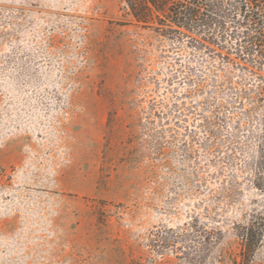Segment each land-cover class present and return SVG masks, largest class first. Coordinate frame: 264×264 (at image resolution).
<instances>
[{
	"label": "rangeland",
	"instance_id": "374dc122",
	"mask_svg": "<svg viewBox=\"0 0 264 264\" xmlns=\"http://www.w3.org/2000/svg\"><path fill=\"white\" fill-rule=\"evenodd\" d=\"M181 30L0 0V264H264V230L245 261L236 235L264 217L260 120L232 108L253 77Z\"/></svg>",
	"mask_w": 264,
	"mask_h": 264
},
{
	"label": "trees",
	"instance_id": "16d2710c",
	"mask_svg": "<svg viewBox=\"0 0 264 264\" xmlns=\"http://www.w3.org/2000/svg\"><path fill=\"white\" fill-rule=\"evenodd\" d=\"M122 1L137 22L148 24L156 20L168 31L193 32L196 36L189 37L198 46L206 47L210 52L215 49L209 45L223 49L225 55L222 58L227 64L229 55H234L239 61L237 68L252 75L249 86H232L235 96L232 108L242 109L248 123L253 115L260 120L255 131L259 136L255 156L245 165H250L248 180L264 196V0ZM212 29L219 34L204 33ZM243 121L240 120L235 128L245 127ZM258 216L253 215L246 224L236 228L243 247L242 261L248 260L262 240L264 217Z\"/></svg>",
	"mask_w": 264,
	"mask_h": 264
}]
</instances>
